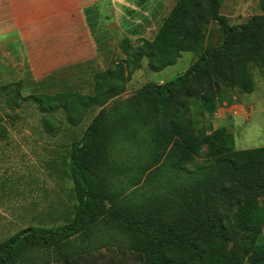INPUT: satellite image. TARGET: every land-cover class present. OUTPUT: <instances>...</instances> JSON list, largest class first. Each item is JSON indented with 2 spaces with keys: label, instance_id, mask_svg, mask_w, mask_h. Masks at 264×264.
<instances>
[{
  "label": "trees",
  "instance_id": "1",
  "mask_svg": "<svg viewBox=\"0 0 264 264\" xmlns=\"http://www.w3.org/2000/svg\"><path fill=\"white\" fill-rule=\"evenodd\" d=\"M224 1L176 0L151 40L136 46L127 39L120 42L123 60L95 72L89 93L22 97L37 104L43 130L50 136L61 128L54 112L62 110L67 123L76 126L92 108L100 110L81 138L72 141L68 154L77 200L73 220L55 228L22 229L0 243V264H11L17 247L29 240L42 242L54 252L53 263L43 259V264H101L100 253L92 259L90 255L97 245H80L75 239L81 236L85 241L97 226L125 237L136 264H264V207L257 202L264 195V145L235 149L233 134L224 127L194 132L186 116L191 98L212 114L220 103L231 101L229 89L255 90L252 69L264 75V14L231 25L220 13ZM259 2L264 10V0ZM210 21L221 30L218 46L207 43ZM182 52L197 55L186 72L116 102L143 57L149 69L159 71L175 64ZM145 144L153 149L149 152L153 162H140L134 170L125 166L124 159L111 158L123 145L138 150ZM204 145L207 164L187 170L184 166ZM163 156L169 159L167 167L193 177L175 198L163 196L160 205L158 200L139 207L120 197V191H111L116 172L133 170L126 180L128 188H137L144 179L147 183ZM233 206V224L248 237L246 245L238 244L227 229L224 209Z\"/></svg>",
  "mask_w": 264,
  "mask_h": 264
},
{
  "label": "rangeland",
  "instance_id": "2",
  "mask_svg": "<svg viewBox=\"0 0 264 264\" xmlns=\"http://www.w3.org/2000/svg\"><path fill=\"white\" fill-rule=\"evenodd\" d=\"M89 1L91 0H85L87 4L83 10L86 29L95 39L96 53H98L100 63L97 67L96 54L93 61H87L88 65L85 68L78 69L71 66L69 69H64V71H68L64 73L69 74L68 81L65 83H36L32 79L33 74L27 63L22 64L15 71L8 67L9 61L4 56V51L10 48L18 51V48L23 47L24 43L12 42V39L18 35L16 31L7 34L1 32L3 29L0 30V243L8 240L24 228L37 226L38 221H41L45 226L49 224L47 225L49 227H58L66 222V220L55 219L59 216L55 213L52 215L53 219L46 221L48 217H45L44 210L48 207L49 200H52V205L58 204L64 209H70L67 205L68 201L70 199L72 202L75 198L74 192L71 193L73 185L71 175L69 176L70 180L69 178L56 179L55 182L59 183V186L55 190L60 191H56L55 194H49V190L42 187L36 190L33 195L32 188L37 180L30 177V173L31 170L32 172L36 170V164L33 159L30 162V153L33 154V158H36L34 160L38 165V173H40V167L41 170L44 169V163L41 160L49 151V147L53 152L55 161L58 163L66 162L72 141L81 138L91 118L99 111L97 108H92L93 110L89 112L88 117L85 116L81 123L76 126L67 123L62 110L54 112V115L60 120L61 128L55 136H50L43 130L40 122L41 113L37 104L31 98L23 100L22 97L44 92H91L93 74L97 70L105 69L109 63L123 60L124 54L120 49V42L127 39L130 44L136 46L145 39L151 40L162 24V20L176 2V0H97V4L93 5L88 4ZM25 2L29 3L31 0H23V3ZM9 13L11 11L8 9L6 13H3L6 16L2 19L0 28L5 26L4 22L7 21V14ZM220 13L227 17L228 24L238 25L248 21L254 15L264 14V10L261 8L259 0H225L220 8ZM20 15L23 20L21 24L23 29L38 30L37 26H34L35 24L29 25L27 14L21 12ZM41 18L39 15L37 19L40 20ZM59 21H62V17H59ZM80 22L75 24H79L80 27L82 23ZM206 29L207 43L214 46L220 45L221 30L219 24L210 21L207 23ZM6 39L10 40L8 44L5 42ZM2 46L5 50L2 49ZM196 56V53L193 52H182L175 64L166 66L159 71L149 69L148 60L143 57L141 67L134 71L130 79L126 81L125 91L117 98L116 102L120 104L150 85L170 81L183 74L194 62ZM252 72L256 87L255 94L246 93L245 95L247 100L253 95H258L259 101L251 107H239L238 103H243L241 101L243 100L241 98L243 92L235 88L228 90L227 98L231 101L228 104L220 103L215 113L212 114L204 110L199 100L195 98L189 100L190 109L186 116L192 120L194 132L209 131L219 125V127L222 126L233 134L235 149H250L264 145V75L255 69H252ZM17 76H20L18 82H8ZM37 80L45 81L48 79L39 77ZM112 104L113 102L109 104L108 109ZM141 133L144 134V131ZM34 141L39 144L34 145ZM40 143H43V146ZM123 146L124 148L121 149L120 153L117 155L113 153L111 158L124 159L125 166L132 165L133 168L131 169L133 170L134 165L140 162H153L154 157L150 155L153 151L152 147L145 144L136 150V148L129 149L130 147L127 145ZM206 152L207 147L204 145L199 154L194 156L192 161L184 167L192 171L196 167L206 165ZM168 161L167 157H161L156 162L159 166L156 174H152L147 183L144 179L142 184L135 189L128 188L126 182L133 174L131 172L133 170H126V174L116 172L111 179V191H120V197L124 196L128 203L139 207L142 203L144 205L156 204L158 200L160 205L163 196L166 197V200L167 198H175L177 191L186 186L193 177L167 167ZM39 162H41V166H39ZM59 168L58 165L55 170L57 173L61 169ZM61 190L64 191L65 203L62 201L63 197L59 196L63 192ZM257 200L264 207V195L258 196ZM225 210L224 216L228 220L226 226L231 237L236 239L238 244H248V237L233 224L232 214L236 207L233 206L230 211ZM98 230L97 238H92L90 241L92 246L97 245V249L90 252L92 253L90 254L91 259L92 255L100 253L99 261L101 264H136L125 237ZM261 231L264 234V225L261 226ZM75 239L80 245L88 244L82 240L81 236ZM31 241L23 242V246L17 247L18 251L13 253L11 264H43V259H46L47 263H53L54 252L51 247L42 242ZM231 245L230 242L229 247Z\"/></svg>",
  "mask_w": 264,
  "mask_h": 264
},
{
  "label": "crops",
  "instance_id": "3",
  "mask_svg": "<svg viewBox=\"0 0 264 264\" xmlns=\"http://www.w3.org/2000/svg\"><path fill=\"white\" fill-rule=\"evenodd\" d=\"M16 2H18L17 7L15 6ZM86 4L87 2H85V0H31L29 3H23V0H0V25H2L1 21L6 16L3 15V13H6L7 9L11 11V13L7 14V21L4 22L5 26L0 28V30L3 29L1 32L10 34L16 31L18 35L16 38L12 39V42L24 43L23 47L21 46L18 48V51L13 48L4 51V56L9 61L7 66L15 71L19 69L22 64L27 63L33 74L32 79L36 83H65L68 81L67 77L69 74H65L64 72L67 73L68 71H64V69H69L71 66L78 69L85 68L88 65L87 61H93L96 54L98 67L100 58L98 57V53H96V42L94 37H91V33L86 29L85 12L83 11ZM88 4L95 5L97 4V0H91ZM2 11L3 13H1ZM21 12L27 14L29 25L35 24L34 26H37L38 30L30 28L23 29V27H21L23 22L20 18ZM39 15L42 17L40 20L37 19ZM59 17H62V21H59ZM76 22L81 23L80 27L79 24H75ZM5 42L8 44L10 40L6 39ZM2 49L5 50L3 46ZM39 77L47 78L48 80H37ZM19 78L20 76H17L10 79L8 82H18ZM254 92L255 90L249 94H255ZM245 94L246 93H243L241 96L243 99L241 101L243 103H238L239 107H251V105L259 101L258 95H253V97L247 100ZM223 104H226V102H223ZM97 109L100 110L99 108ZM243 115L245 116L246 114ZM218 127L219 125L214 128ZM34 142L33 144L36 146L39 144L36 141ZM40 144L43 146V143ZM46 147L48 146L46 145ZM47 152L44 155L45 159L43 158L41 160L44 163V169L41 170L40 167V173L37 172L38 165L34 160L36 158H33V154L30 153V162H32L31 160L33 159L36 164V170L33 172L31 170L30 173V177L37 180V183L32 188L33 195L36 190L42 187H44L45 190H49V194H55L56 191H60L55 190L56 187L59 186V183L55 182L56 179L69 178L70 180L69 176L71 174L68 158L65 163L63 161L62 163H58L55 161L50 147ZM38 164L41 166V162ZM58 165L61 169L59 168L60 171L57 173L55 170L58 168ZM71 189V193L73 194V185ZM63 193L64 191L61 192L59 196L63 197L62 201L65 203V195ZM75 198H73L72 202L69 199L67 204L70 207L69 210L64 209L63 206L61 207L58 204L52 205V200H49L47 203L48 207L44 210L45 217H48L46 221L53 219L52 215L55 213L59 215L55 219L66 220L63 225L70 223L76 214L77 200ZM47 225L45 226L41 221H38L37 226L32 227L45 229L55 228ZM92 238H97V227L96 231L90 234L85 241L90 244Z\"/></svg>",
  "mask_w": 264,
  "mask_h": 264
}]
</instances>
